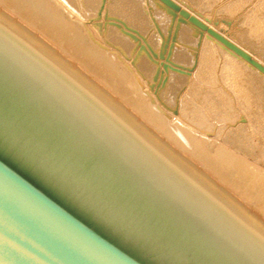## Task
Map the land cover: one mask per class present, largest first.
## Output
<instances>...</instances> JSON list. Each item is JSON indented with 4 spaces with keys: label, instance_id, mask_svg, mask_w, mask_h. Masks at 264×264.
I'll return each mask as SVG.
<instances>
[{
    "label": "water",
    "instance_id": "obj_1",
    "mask_svg": "<svg viewBox=\"0 0 264 264\" xmlns=\"http://www.w3.org/2000/svg\"><path fill=\"white\" fill-rule=\"evenodd\" d=\"M0 264H264V236L0 22Z\"/></svg>",
    "mask_w": 264,
    "mask_h": 264
},
{
    "label": "bare ground",
    "instance_id": "obj_2",
    "mask_svg": "<svg viewBox=\"0 0 264 264\" xmlns=\"http://www.w3.org/2000/svg\"><path fill=\"white\" fill-rule=\"evenodd\" d=\"M171 1L0 0V22L264 236V0Z\"/></svg>",
    "mask_w": 264,
    "mask_h": 264
}]
</instances>
